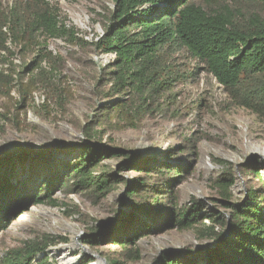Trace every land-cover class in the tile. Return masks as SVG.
Returning a JSON list of instances; mask_svg holds the SVG:
<instances>
[{"label":"rangeland","instance_id":"obj_1","mask_svg":"<svg viewBox=\"0 0 264 264\" xmlns=\"http://www.w3.org/2000/svg\"><path fill=\"white\" fill-rule=\"evenodd\" d=\"M26 1L0 0L7 47L0 52V166L8 167L19 191L34 181L40 183L61 164L76 158L86 140L83 129L87 127L100 133L92 142L122 152L121 157L101 163L104 171L121 183L101 201L58 190L53 196L56 205L45 202L30 207L0 233V264L18 250L46 242V237L55 239L46 250L53 264H60L54 252L62 247L74 248L69 252L73 264H109V259L117 258L120 248L112 244L113 236L133 212L123 182L129 184L142 176L130 170L132 162L127 154L134 156L135 164L155 159L187 168L185 180L174 188L177 205L193 207L198 202L204 218L189 229L167 226L140 238L132 247L138 251V260H121V264H163V255L182 260L187 257L189 264H206V251L219 245L207 237L213 219H229L225 203L244 200L253 180L252 170L258 169L264 180V119L239 106V96H231L218 85L204 63L174 45L160 50L161 85L153 98L145 100L147 114L135 115L141 119L139 127L117 130L109 126L114 122L110 118L97 125L99 109L107 101H100L95 94L100 87H108L102 80V69L108 68L114 56L97 52L91 43L102 36L114 1L45 0L58 21L74 35L49 39L37 33L30 40L26 36L23 49V41L18 42L13 33L12 16L27 19L28 10H23ZM220 4L264 19L261 3L211 0L208 9ZM20 83L32 86L25 101ZM7 85L10 94H6ZM121 101L129 100L123 97ZM141 104L135 98V108ZM24 107L25 111L15 114L16 108ZM120 165L129 170L120 171ZM240 166L250 171L241 174ZM226 173L234 175L232 182L220 180ZM224 186L229 187L230 200L220 195ZM216 227V231L226 230ZM95 235L98 244H85ZM189 252L193 254L186 256Z\"/></svg>","mask_w":264,"mask_h":264},{"label":"trees","instance_id":"obj_2","mask_svg":"<svg viewBox=\"0 0 264 264\" xmlns=\"http://www.w3.org/2000/svg\"><path fill=\"white\" fill-rule=\"evenodd\" d=\"M113 1L114 9L103 27L102 36L91 43L97 52L114 56L108 68L102 69V80L108 87H100L95 94L100 101H107L99 109L97 125L110 118L114 122L111 121L109 126L117 130L139 127L141 119L135 115L147 114L149 109L145 100L153 98L161 85L158 73L160 50L174 45L185 48L204 63L206 72L218 85L231 96H239V106L264 119V19L245 15L223 4L208 9L211 0ZM245 1L264 5V0ZM26 3L23 10H28L27 19L12 16V30L17 41H23V49L26 36L30 40L37 33L49 39L74 35L58 21L45 0H27ZM4 21V18L2 22L0 19V52L7 50L2 32ZM39 66L40 62L37 68ZM20 87L25 101L32 86L20 83ZM6 88V94H10V87L7 85ZM123 97L129 101H121ZM135 98L143 102L136 108ZM20 110L25 111L26 107L16 108L15 114ZM83 132L86 140L76 158L61 164L60 169L50 172L40 183L34 181L19 191L8 167L2 169L0 166V233L30 207L45 202L56 205L53 196L58 190L86 194L101 201L117 188L121 182L104 171L101 163L121 157L122 152L92 142L100 137L93 128L86 127ZM127 157L132 162L130 170L142 176L132 179L129 184L123 182L126 197L132 200L133 212L119 226V233L113 236L112 244L119 246L120 252L117 258L109 259V264H121V260L137 261L138 251L132 247L144 236L163 231L167 226L189 229L204 218L200 215L198 202L193 203V207L177 205L178 195L174 188L185 180L187 168L155 159L135 164L133 155L127 154ZM256 166L257 162H254L253 167ZM240 167L241 174L250 171L248 167ZM127 169L120 165V171ZM250 176L253 180L247 187L244 200L225 203L229 219L215 217L208 227L207 237L215 239L219 245L206 251V264H264V180L258 169L252 170ZM232 177L233 174L226 173L220 180L232 182ZM228 188L224 186L220 195L230 200ZM216 225L225 228V232L222 229L216 231ZM96 237L90 236L85 244H98ZM45 240L16 251L14 257L4 264H32L33 261L35 264H53L46 250L55 244V239L46 237ZM192 254L189 252L186 256ZM40 255H44V259L37 261ZM170 257L163 255L162 263L189 264L187 257L184 260Z\"/></svg>","mask_w":264,"mask_h":264},{"label":"bare ground","instance_id":"obj_3","mask_svg":"<svg viewBox=\"0 0 264 264\" xmlns=\"http://www.w3.org/2000/svg\"><path fill=\"white\" fill-rule=\"evenodd\" d=\"M258 148H254L253 151L259 152ZM70 248L73 247H62L61 250L54 252L58 254V259L60 261V264H73L74 261L69 257ZM74 249V248H73Z\"/></svg>","mask_w":264,"mask_h":264},{"label":"water","instance_id":"obj_4","mask_svg":"<svg viewBox=\"0 0 264 264\" xmlns=\"http://www.w3.org/2000/svg\"><path fill=\"white\" fill-rule=\"evenodd\" d=\"M205 253V252H204Z\"/></svg>","mask_w":264,"mask_h":264}]
</instances>
